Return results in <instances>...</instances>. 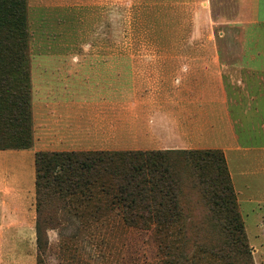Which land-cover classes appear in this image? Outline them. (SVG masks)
<instances>
[{
	"label": "rangeland",
	"instance_id": "1",
	"mask_svg": "<svg viewBox=\"0 0 264 264\" xmlns=\"http://www.w3.org/2000/svg\"><path fill=\"white\" fill-rule=\"evenodd\" d=\"M241 4L242 0H0V53L22 59L20 65L15 62L1 66L0 74L28 91L32 130V145L28 148H17L11 142L5 147L0 145V178L19 193L31 195V206L27 208L34 209V220L36 153L58 150L36 149L40 136L33 109V76L41 73L34 74L33 70L76 65L83 76L113 74L111 85L93 86L98 96L114 100L115 142L108 151H166L127 149V140L137 130L125 128L123 121L136 117L131 111L135 105L128 101L168 98L172 88L167 82L154 87L148 82L140 86L125 79L132 70L152 73L154 61L161 67L156 70L168 74L169 61L177 59L172 56L177 50L243 48L250 16L241 14ZM139 64L149 66L143 70L132 67ZM3 115L0 111V136L12 135L13 126L2 123ZM170 151L179 180L176 196L165 198L161 205L149 203L150 209L160 205L161 218L144 214L131 220L114 203L113 208H106L104 199L110 197L108 194H79L78 198L65 200L53 197L42 206L46 218L52 219L39 223L38 242L26 225L25 232L11 234L15 240L2 244L0 264H264V206L251 210L249 202L241 204L232 187L246 246L225 247L226 216L212 207L199 187L194 166L184 159L189 151L196 158L200 152L224 154L223 150ZM208 170H213L211 164ZM221 174L230 183L226 158ZM170 209L175 214L173 222H160L169 216ZM22 212L23 219L31 221L29 210Z\"/></svg>",
	"mask_w": 264,
	"mask_h": 264
},
{
	"label": "crops",
	"instance_id": "2",
	"mask_svg": "<svg viewBox=\"0 0 264 264\" xmlns=\"http://www.w3.org/2000/svg\"><path fill=\"white\" fill-rule=\"evenodd\" d=\"M240 8L242 15L250 16L244 39L248 45L243 48L177 50L168 74L156 70L161 67L155 61L152 73L132 70L127 82L140 86L148 82L154 87L167 82L172 89L168 98L128 101L136 106L131 108L136 117L127 118L123 125L137 130L127 140V149H222L236 195L252 210L264 206V0H242ZM79 69L57 65L33 70L41 73L33 76V109L40 136L36 149L114 148V100L93 90L97 83H112L113 74L83 76ZM29 198L0 178V247L14 239L11 234L25 232L26 225L37 240V211L34 220ZM28 210L29 222L22 212Z\"/></svg>",
	"mask_w": 264,
	"mask_h": 264
},
{
	"label": "trees",
	"instance_id": "3",
	"mask_svg": "<svg viewBox=\"0 0 264 264\" xmlns=\"http://www.w3.org/2000/svg\"><path fill=\"white\" fill-rule=\"evenodd\" d=\"M22 23V21H20ZM9 56V54H8ZM21 58H10L0 53V68L3 65H20ZM0 111L4 112L2 123L13 126L12 135H1L0 145H14L28 148L32 145L31 110L28 91L22 85H12L11 80L0 74ZM6 142V143H5ZM5 147V146H4ZM2 147V148H4ZM1 148V147H0ZM172 149L163 150H96L91 152L39 151L36 153V232L39 236V223L51 221L44 215L42 206L46 200L57 197L65 200L79 194H108L104 199L106 208H113V203L132 220L144 214L154 218L162 217L159 209L165 198L176 195L179 180L173 171L174 159L169 155ZM189 151L184 159L194 166L199 187L208 196L212 207L225 214L226 234L223 245L239 249L245 247L242 224L235 211L232 179L230 183L222 177L224 154L200 152L193 158ZM209 164L213 170L209 171ZM230 175V173H229ZM50 196V197H49ZM149 203H159L150 209ZM159 206V207H158ZM175 209V208H174ZM160 220L171 224L172 213ZM228 235H232L231 239Z\"/></svg>",
	"mask_w": 264,
	"mask_h": 264
}]
</instances>
